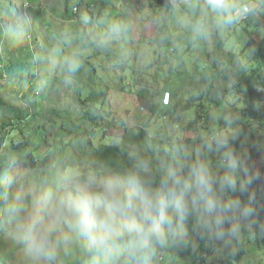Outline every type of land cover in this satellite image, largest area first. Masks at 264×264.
Listing matches in <instances>:
<instances>
[{"label": "rangeland", "instance_id": "obj_1", "mask_svg": "<svg viewBox=\"0 0 264 264\" xmlns=\"http://www.w3.org/2000/svg\"><path fill=\"white\" fill-rule=\"evenodd\" d=\"M149 1L154 6L149 5ZM25 2L29 5H24ZM226 2L229 4L228 0ZM205 3L203 0H180L170 7L166 0H111L114 11L102 12L103 16L96 27L97 38H93L94 45L82 49L79 35L73 32V27L62 14L64 5L61 0H0V62L3 63L1 73L4 76L6 73L11 76L29 73L37 78L42 76L48 85L51 77L60 74L67 60H75L83 53L78 60H89L96 65L99 87L105 84L110 86L106 103L102 105L100 102L98 107L103 110L104 116L111 120L124 117L129 123L147 128L152 137L165 141L167 155H153L156 170L169 174L175 166L174 160H177L180 161L176 166L177 171L181 177H186L185 180H194V169L200 164H207L213 177L212 191L219 204L211 216L204 211L200 202L192 204L190 197L184 198L185 202L182 203L143 186L149 201L153 198L160 200V207L152 210L146 230L167 234L168 221L173 214L177 210H185L189 215H194L202 227L208 224L210 230H219L215 234L218 245L211 255L205 256L203 264H227V260H230L228 254L236 249L232 243V237L236 235L225 237L220 231L222 225L219 221L226 213V204L218 195L222 192L218 185L227 176L230 181H226L225 185L236 186L238 175L235 164L228 166L222 160L226 158L222 146L229 144V139L233 137L231 144L235 147L237 143L240 162L244 164L250 160L253 172L264 176V171H258L264 166V128L247 114L243 87L236 85L230 93L232 77L226 68L228 61L224 60L221 64L224 70L216 64L221 70L218 79L224 91L199 100L204 101V106L209 109L207 117L199 118L191 109L170 122L168 116L171 108L168 104L152 111L148 103L136 95V87L133 86V83L141 80L156 90H165L173 106L186 104L195 97L199 99L206 93L207 85L217 79L214 62L207 59L216 33L222 37L224 51L235 53L246 46L249 55L241 62L248 61L250 55V64L256 60L252 51L254 48L247 44L251 37L247 31L258 39L260 34L256 30L264 32V16L254 14L261 7L253 8L255 3L249 6L245 4L240 6L241 9L237 7L226 11L222 19L220 14L209 8L203 10ZM95 8L97 6L91 9ZM99 10H96L97 13ZM151 14H159V25L165 23L170 30L171 45L163 51L159 50L151 36H145L154 31L153 25L143 22ZM80 15H86V10ZM250 15L258 19L262 16V26L258 27V19L248 18ZM122 17L125 18L121 21ZM213 23L217 32L212 29ZM1 36H5L4 41H1ZM109 52L125 55L128 58L125 68L121 67L124 66L123 60H110L107 56ZM237 79L234 78L235 81ZM35 86L33 92L23 98L19 96L17 86L0 80V99L19 108L28 107L31 111L36 108L39 112L71 106L70 91L58 94L45 88V98H42L36 95L43 89L42 85ZM255 86L259 92L254 104L260 107L258 110L264 119V95L261 97V93L264 94V81H257ZM2 118H6V112L0 108ZM218 120L227 122L218 125ZM33 123L35 120L29 118L23 123L14 121L11 134L15 135L20 129L27 130L28 125ZM199 124L207 128L199 130ZM219 126L221 128L218 130ZM101 132H104L103 127L102 131L97 132L95 140L103 136ZM122 133L123 130L106 129L103 142H118ZM184 134L192 137L185 139ZM168 136H171L169 140L164 139ZM8 139L0 146V264H70L88 251L96 250L87 236L71 231L66 218L61 216L53 227L50 247L54 248L55 254L49 261L33 247L28 226L33 218L42 215L43 209L55 206L60 199H94L104 182H115L120 194L130 195L133 186L128 178L135 176L113 173L107 169L93 170L87 164H82L57 168L55 172L48 171L49 176L40 177L41 171L32 172L23 168V161L9 150L11 140ZM150 167H145V171ZM65 235L70 239L65 240Z\"/></svg>", "mask_w": 264, "mask_h": 264}, {"label": "trees", "instance_id": "obj_2", "mask_svg": "<svg viewBox=\"0 0 264 264\" xmlns=\"http://www.w3.org/2000/svg\"><path fill=\"white\" fill-rule=\"evenodd\" d=\"M166 1L171 7L180 0ZM203 1L206 2V0ZM228 1L230 5L235 6L232 10L255 3L253 8L260 6L261 9L255 11L254 14L259 13L264 16V1L262 0ZM61 2L62 6L64 5L62 14L70 23V27H73V32L79 35L81 48L93 46V38H97L96 27L98 20L102 18L101 15L103 16L102 12L104 10L110 13L114 11L111 0H61ZM24 5L28 6L29 4L25 2ZM149 5L154 6L151 1H149ZM94 6L97 8L91 9ZM205 9H208L206 3L203 6V10ZM83 10H86V15L81 16L80 13ZM96 10L99 12L97 13ZM225 12L219 13L222 19H224L222 14H226ZM116 15L122 16L121 14ZM158 15H147L143 22L154 26L152 28L154 31L145 36H151L159 50L163 51L164 48L171 45L170 30L165 23L159 25ZM124 18L122 17L120 20L122 21ZM248 18L258 19L252 15ZM260 18L256 22L258 27L262 26ZM212 29L218 31L214 23ZM256 31L260 34L259 39L254 38L251 31H247L251 35L247 44L254 48L252 51L256 58L252 64L249 62L251 55L248 61L241 62L242 58L245 59L249 55L246 52V46L239 52L228 53L223 50L220 34L216 33L213 36L212 50L210 53H206L207 59L214 62L217 79L207 85L206 93L199 99L195 97L194 100L188 101L186 104L173 106L169 100L168 92L156 90L152 86L143 84L141 80L133 83V86L136 87V95L144 99L152 111L158 109L160 105L164 108L168 104L171 108V113L168 116L170 122L179 119L181 114L191 109H194L197 117L206 118L209 109L204 106V101L199 100L224 91L218 79V73L223 67L221 64L226 60L229 64L226 68L229 69L232 77L230 93L236 85L243 87V101L246 104L247 114L264 128V119L258 110L260 107L254 104L259 92L255 85L259 80L264 81V32ZM4 39L5 36H1V41ZM244 52H246L245 55ZM81 55L83 53L75 60H67L61 68L60 74L51 77L48 85L42 76L37 78L29 73L12 76L6 73L4 76L1 73L4 68L3 63L0 62V80L13 87L17 86L20 91L19 96L25 98V95L28 96L33 92L35 85H42L43 89L39 94H36L39 97L45 98L43 92L47 88L48 91L58 94L70 91L72 101L69 108L57 107L48 112H39L36 108L31 111L28 107L19 108L0 99V108L6 112V118L0 119V146L8 137V140H11L8 148L23 161V168L32 172L41 171L40 177L49 176L48 171L55 172L57 168L65 169L70 166L87 164L93 170L107 169L113 173L135 176L144 187L168 199L181 202L178 188H175V195L170 194V190L174 189L173 179L180 177L185 180L186 178L185 176L181 177L177 171L176 166L180 164V161L174 160L175 166L169 174L156 170L153 167V155H167L168 149L165 141L162 138L152 137L147 128L129 123L124 117H114L111 120L108 116H104L103 110L98 107L100 102L102 105L106 103V98L110 95L108 92L110 86L105 84L99 87L96 82V65L89 60H78ZM107 56L110 60H123L124 66L121 67L125 68V63L128 61L125 55L109 52ZM216 64L220 65V68ZM224 69L223 67L222 70ZM235 77H238L237 81L234 80ZM39 81H43L41 83L44 84ZM263 95L261 93V97ZM163 97L164 101L161 100ZM155 98H158L157 102ZM28 118L34 119L35 123L29 124L27 130L20 129L15 135H12L14 121L23 123ZM226 122L227 120H218V125ZM102 127L104 128V132H101L103 136H100L99 140H95L97 132L102 131ZM198 128L200 130L207 127H202L199 124ZM220 128L219 126L218 130ZM106 129L123 130L120 141L103 142ZM190 137L192 135L184 134L185 139ZM170 138L171 136H168L164 139L169 140ZM232 140L233 137L229 139V144L222 146L226 154V158L222 160L228 166L229 164L236 165L238 184L232 187L225 184L223 187L221 184L218 185L219 191L223 192L218 195L226 204V207L224 206L226 213L219 221L222 225L220 231L225 237L236 235L232 237V243L236 249L233 248L235 251L228 254L230 260H227V264H264V176H258L253 172L250 160L244 164L240 162L236 148L237 143L233 147ZM147 166L151 167L145 171L144 168ZM1 169L2 166H0V174L2 173ZM258 171L263 173L264 166ZM191 182L194 189V180ZM170 221L167 234H155L146 230L135 244L128 246L122 242L124 246L115 258L107 256L103 250H93L74 259L70 264H203L205 256L211 255L213 249L218 245L215 243V234L219 230H210L208 224L202 227L194 215H189L187 211L181 209L173 214ZM127 239L125 237V241Z\"/></svg>", "mask_w": 264, "mask_h": 264}, {"label": "clouds", "instance_id": "obj_3", "mask_svg": "<svg viewBox=\"0 0 264 264\" xmlns=\"http://www.w3.org/2000/svg\"><path fill=\"white\" fill-rule=\"evenodd\" d=\"M206 6L218 14L235 7L226 0H206ZM128 179L133 186L130 195L120 194L115 182H104L94 199L78 200L68 197L60 199L55 206L43 209L42 215L33 218L28 226L33 247L43 253L45 259L49 261L52 259L55 254L54 248L50 247L53 227L61 216L66 218L71 231L87 236L94 248L98 251L103 250L107 256L115 258L124 246L122 242L128 246L135 244L145 234L147 222L152 218V210L160 207V200L153 198L149 201L140 180L135 177ZM193 179L194 189L191 180L175 177L174 189L170 190V194L175 195V188H178L182 203L185 202L186 196L190 197L192 204L200 202L204 211L211 216L219 202L212 191L213 177L208 165L197 166L193 172ZM226 181H230V177L225 176L220 180L221 187ZM168 222L171 223L170 220ZM125 237L128 238L127 241ZM64 239L68 240L70 237L65 235Z\"/></svg>", "mask_w": 264, "mask_h": 264}, {"label": "built area", "instance_id": "obj_4", "mask_svg": "<svg viewBox=\"0 0 264 264\" xmlns=\"http://www.w3.org/2000/svg\"><path fill=\"white\" fill-rule=\"evenodd\" d=\"M262 1H264V0H262Z\"/></svg>", "mask_w": 264, "mask_h": 264}]
</instances>
